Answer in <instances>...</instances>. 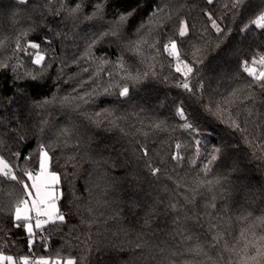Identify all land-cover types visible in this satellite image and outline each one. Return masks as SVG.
Instances as JSON below:
<instances>
[{"label":"trees","instance_id":"1","mask_svg":"<svg viewBox=\"0 0 264 264\" xmlns=\"http://www.w3.org/2000/svg\"><path fill=\"white\" fill-rule=\"evenodd\" d=\"M63 2L74 7L79 0ZM95 2L85 0L86 14L91 13ZM160 2L107 0L105 18L110 21L118 13L135 8L136 13L130 19L126 33L136 39L133 30L147 19L152 8ZM163 2L168 5L165 14H171L172 19L161 20L162 27H157L156 31L167 32L171 36L181 18L188 20L190 26H195L192 39L183 46V51L187 53L189 61H197L206 90L200 100L185 98L184 107L189 122L199 130L198 138L208 151L222 146V155L208 178L211 181L209 184L193 183L202 174L187 162L177 167L170 158L176 151L178 141L188 146L182 148L181 152L191 158L194 153L192 142L197 134L183 131L179 127L181 121L175 116L173 102L182 93L174 84L180 77L169 67L171 61L162 51L166 40L164 36L160 37L161 43L158 45L160 53H154L164 66L162 72L158 64L157 75H149L133 89L127 102L120 103L115 96H104L101 86L98 89L101 94L95 102L84 106L89 112L115 107L121 113H137L130 120L136 128L125 123L121 130L107 122L97 128L83 118V108L81 112H72L52 105L45 114L32 105L34 101L50 97L54 92L58 96L70 92L81 78L87 80L88 74L81 71L82 65L74 64L72 60L83 50L84 37L100 29L93 28L94 22L85 21L83 17L74 26L70 18L64 19L66 10L57 15L59 0H52L51 3L48 0H28L24 5L19 4L18 0H0V40L7 37L9 45L7 50L0 51V61L12 57L6 61L7 68H0V133L5 134L0 153L12 158L11 154L18 149L25 153L35 149L37 137L32 133L41 119L48 120L53 128L75 123L87 144V148H82L72 162L68 161L74 151L71 145L56 150L53 168L62 173L64 197L59 204L68 223L52 229L50 234L45 232L48 251H44L45 244L38 240L33 246L35 255H54L58 250L62 256L70 254L77 257L80 264H229V257L232 256V264H236L232 249L240 254L246 251L250 257H254L256 242L264 246V140L260 139L264 137V90L254 87L255 98L242 106L240 121L248 122L244 135L230 126L227 114L221 120L204 107L209 101L215 103L219 99L215 93L217 90L223 91L228 83L227 78L233 81L245 79V74L239 68L240 61L250 60L257 52H264V38L259 31L253 30L246 35L239 32L241 22L264 6V0H250L236 19L223 9L225 0H214L213 5H207L206 0ZM205 9L214 11V17L224 15V24L231 31L217 37L203 14ZM28 29L31 31L21 40V44L26 45L27 41L41 42L48 57L45 63L51 65L35 81L17 79L12 71L16 57L12 56L11 48L16 36ZM45 37L51 40L50 47L43 43ZM108 40L111 42L101 43L94 51L97 56L107 53L110 60L115 61L121 55L123 42L111 37ZM193 45L198 51L194 50ZM124 56L130 63L134 59L129 58L127 52ZM20 59L23 66L17 71L22 77L27 71L33 74L40 71L38 66L30 63L29 57L20 54ZM91 70L94 71L95 66ZM165 76L168 77L167 82ZM94 86V82L85 85L89 91ZM149 120H165L167 126L162 130L142 127ZM17 124L24 126L21 132L28 133L27 143L18 142L16 132L9 131L15 129ZM139 144H147L155 153L154 166L162 169L158 179L149 175L143 161L133 157L132 149ZM13 162L22 164L14 159ZM109 179L115 181L114 190L103 197L109 203L97 205L95 197L103 192ZM7 191L5 186L0 192V250L18 258L21 254H28L27 239L22 231L12 226ZM90 191L93 194L91 202ZM133 200L136 201L135 207L131 206ZM170 203H177V212L169 208ZM89 207L95 210L94 213H89ZM117 207L120 209L119 220L108 219ZM152 207L155 211H150ZM178 212L180 219L174 223ZM241 215H247L248 221L242 224L239 220ZM93 216L97 222L89 223ZM181 230L184 235H191L192 239L182 240ZM197 242L207 255L188 251ZM137 244L142 246L138 248ZM249 264H257V261L250 259ZM260 264H264V258H261Z\"/></svg>","mask_w":264,"mask_h":264},{"label":"snow or ice","instance_id":"2","mask_svg":"<svg viewBox=\"0 0 264 264\" xmlns=\"http://www.w3.org/2000/svg\"><path fill=\"white\" fill-rule=\"evenodd\" d=\"M19 4L24 5L28 0H18ZM49 3L52 0H48ZM60 7L57 10V15L60 11L66 10L67 16L64 19H71L73 25L76 26L80 22V17L85 21L94 22L93 28L100 29L99 31H92L84 37L83 50L78 52L72 62L81 66V71L88 74L87 80L81 78L76 87H73L70 92L58 96L56 92L52 93L50 97H43L33 102L34 109H40L47 113V109L55 105L61 109H68L72 112H81L83 108V118L88 121L90 125L97 128L104 126L105 122L114 128L123 130L122 125L128 123L130 127L136 128V125L131 124V116L138 115L137 113L125 114L121 113L117 108H103L100 110H92L89 112L84 106L91 105L95 102L96 97L101 93L98 89L103 86L104 96H115L120 103L127 102L131 98L132 90L137 88L143 83L149 75L156 76V68L159 64L161 72L163 71V64L156 59L155 54H159L161 49L158 45L161 43L160 37L166 38L163 42L162 51L167 58L171 61L169 67L178 74L180 77L175 81L174 87L179 89L182 95L177 101H174L175 116L181 121L179 127L185 132H192L197 134L194 139V153L191 158H187L182 152V148H187L181 142L175 144L176 151L171 154V160L175 162V166L179 167L185 162L190 167L195 169L199 174L198 180L194 179L193 183L199 185L209 184L211 181L208 179L210 174L213 173L216 162L222 155V146H215L211 151L203 145V141L198 138L199 130L189 122L186 109L184 107L185 98L192 100H200L205 94V81L200 76V68L197 61H189L186 56L187 53L183 51V46L187 44L193 36L194 25L190 26L189 21L181 18L177 26L173 28V34L168 35L167 32L156 31L157 27H162L161 20H171V14H165L168 5L161 0L157 3L152 11L149 13L145 21H141L139 26L133 30L132 39L126 33V29L130 24V19L135 15L136 9L133 8L126 12H120L112 20H106L105 11L107 7V0H96L92 4V11L86 14L84 11L85 0H79L72 7L68 3L59 0ZM207 5H213L214 0H206ZM250 0H225L222 4L223 9L227 13H231L233 19H236L241 10L244 9ZM203 14L210 21L211 29L215 31L217 37L227 35L231 29L224 24V15L214 17V11L204 10ZM219 21V22H218ZM242 26L239 32L246 35L249 32L256 30L262 34L264 38V6L260 7L257 11L246 20L242 21ZM28 31L31 29L21 31L15 38L14 47L11 48L12 56L16 57V63L12 65V71L16 73L17 79L29 78L33 81L37 80L50 64L45 63L47 53L41 46V42L27 41L26 45L21 44V40L27 36ZM204 31H207L205 29ZM60 36L61 33H55ZM66 36V34H63ZM115 38L117 42H123L121 48V55L115 61H111L107 53L100 56L95 54L94 49L104 42H111L108 38ZM152 37V39H149ZM187 38V39H186ZM7 37L0 40V51L7 50L9 45ZM43 43L51 46V40L47 37L44 38ZM194 50L198 51L195 45ZM129 54V59H126L124 53ZM20 54L30 58V63L39 67L40 71L33 74L27 71L21 74L17 71L22 67ZM0 61V68H7L8 59ZM83 62V64H82ZM95 66V70H91ZM240 71L245 74V79L233 81L230 77L227 78V85L224 86L223 91L217 90L215 95L219 97L215 103L209 101L204 104L207 111L213 115L218 116L221 120L224 119L225 114L229 117L230 126L234 130L244 135L248 130L247 120L241 122L240 114L242 106L247 101L255 98V93L252 89L259 88L264 90V52H257L252 55L251 59H244L239 64ZM71 79V78H70ZM164 80L167 82L168 77L165 76ZM95 83L91 91L85 87L90 83ZM59 89H57V92ZM235 113V117H233ZM243 123V126H242ZM165 120H149L142 125L149 130H162L166 127ZM24 126L17 124L15 129L9 131L16 132V139L18 142L27 143V132H21ZM108 130V129H106ZM48 133H51L50 135ZM37 137L36 147L33 150L25 153L23 150H16L13 152L12 158H6L0 153V192L7 186V196L9 199L8 211L11 213L13 228L20 230L24 233L27 239L28 254H21L17 258L12 254H6L4 250H0V264H80L77 257L62 256L60 251H56L54 255H35L33 246L38 242L45 244L44 251H48L47 241L48 236L45 232H51L52 229H58L68 223V218L61 210L59 201L64 197V190L62 188V173L54 170L53 162L57 149L63 150L66 147L74 149L73 154L68 157V161L76 160L82 148H87L86 141L80 133L79 126L75 123L65 125L63 127L56 126L53 128L48 120L41 119L38 127L32 133ZM4 133H0V144L4 143ZM245 139L247 137L245 136ZM264 140V137H260ZM90 151V149H88ZM203 153V154H202ZM132 155L137 161H143L144 167L148 169L149 175L158 179V174L162 169L159 166H154L152 149L147 144H139L138 147H133ZM22 162L18 165L13 162ZM98 163V161H94ZM115 167V164L113 165ZM179 188V185H177ZM115 181L109 179L105 184L103 192L95 197L97 205H107L109 202L103 199L110 190H114ZM91 198L93 194L89 192ZM187 199V198H185ZM157 203H160L157 200ZM131 206H136V201H131ZM215 205H213L214 207ZM169 208L173 212H177V203H170ZM2 210V209H0ZM90 214L94 213V209L89 207ZM150 211H155V208H150ZM183 210L181 209L180 212ZM120 209L117 207L115 211L108 216V219L118 221L120 216ZM103 215V213H100ZM180 219V213L174 217V223ZM240 222L243 224L248 221L247 215L239 217ZM95 216L89 223H96ZM148 223V220H145ZM211 233V229H209ZM243 236V232H241ZM182 240H191V235H184L181 230ZM215 240V238H214ZM13 243H15L13 241ZM142 245L137 244L136 247ZM214 246V245H210ZM247 247V243L245 244ZM256 254L250 257L245 251L243 254L236 252L235 249L231 251L235 253L236 264H249L250 259L257 261L260 264L261 258H264V246L260 245L257 241L255 244ZM163 251V250H161ZM188 251L196 255L204 254L203 248L197 242L194 247H189ZM211 259V257H209ZM233 257H229V264H232Z\"/></svg>","mask_w":264,"mask_h":264}]
</instances>
